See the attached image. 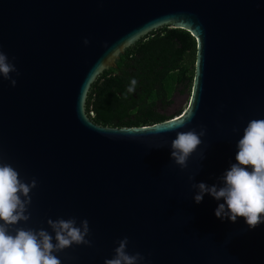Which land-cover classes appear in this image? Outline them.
<instances>
[{"label":"water","instance_id":"water-1","mask_svg":"<svg viewBox=\"0 0 264 264\" xmlns=\"http://www.w3.org/2000/svg\"><path fill=\"white\" fill-rule=\"evenodd\" d=\"M162 25L195 40L186 106L146 125L93 123L84 111L90 83ZM0 51L19 73L10 74L14 87L0 77V156L25 183L37 181L30 219L13 233L54 236L49 218L87 219L92 246L55 253L61 264H104L125 236L141 264H264V223L221 221L214 211L224 201L205 194L196 204L188 181L220 186L243 129L264 119V0H0ZM201 126L182 171L171 141Z\"/></svg>","mask_w":264,"mask_h":264},{"label":"clouds","instance_id":"clouds-1","mask_svg":"<svg viewBox=\"0 0 264 264\" xmlns=\"http://www.w3.org/2000/svg\"><path fill=\"white\" fill-rule=\"evenodd\" d=\"M88 45V39L83 41ZM19 75L15 65L9 62L7 55L0 51V77L10 81L11 86L16 85V80L11 75ZM137 80L133 78L127 88V93L136 90ZM187 120L175 122L176 127H184ZM157 126L153 128H157ZM174 131L175 129H166ZM237 129H233V132ZM206 130L201 126L200 131L195 129L177 132L171 141L170 159L180 170L188 167V160L202 144L201 137ZM236 163L219 178L221 185L211 186L204 182L193 183L195 174L188 176L192 196L196 204L202 202L205 194L210 195L219 203L214 211L217 218L223 221L227 218L235 223L237 218H243L248 230H253L264 223V119H252L243 129V135L238 140ZM201 159H204L201 153ZM37 187L33 178L25 183L19 172L8 163L3 162L0 156V264H61L55 255L72 245L92 246V241L86 239L90 234L87 219L80 221L77 226L75 217L68 219H48L47 225L54 236L45 229L16 228L14 233L10 230L19 222L30 219L29 206L31 205V191ZM53 239L55 243H53ZM114 255L105 259L104 264H141L145 259L139 252L129 254L127 245L128 237L117 242Z\"/></svg>","mask_w":264,"mask_h":264},{"label":"trees","instance_id":"trees-1","mask_svg":"<svg viewBox=\"0 0 264 264\" xmlns=\"http://www.w3.org/2000/svg\"><path fill=\"white\" fill-rule=\"evenodd\" d=\"M195 40L184 29L162 25L122 49L115 67L102 70L90 83L85 115L103 126H140L164 120L161 111L174 92L191 87ZM135 78L134 93H127ZM161 110V111H160Z\"/></svg>","mask_w":264,"mask_h":264},{"label":"rangeland","instance_id":"rangeland-1","mask_svg":"<svg viewBox=\"0 0 264 264\" xmlns=\"http://www.w3.org/2000/svg\"><path fill=\"white\" fill-rule=\"evenodd\" d=\"M190 88H185L182 92H174L171 97V102L165 108L162 109V112L169 115H176L178 111H182V109L186 106L188 97H189Z\"/></svg>","mask_w":264,"mask_h":264},{"label":"flooded vegetation","instance_id":"flooded-vegetation-1","mask_svg":"<svg viewBox=\"0 0 264 264\" xmlns=\"http://www.w3.org/2000/svg\"><path fill=\"white\" fill-rule=\"evenodd\" d=\"M161 111V110H160ZM162 112V111H161ZM180 111H178L177 113H179ZM165 116H167L166 118H168V117H171V116H173V115H171V114H169V115H167V114H165L164 112H162ZM165 118V119H166Z\"/></svg>","mask_w":264,"mask_h":264}]
</instances>
